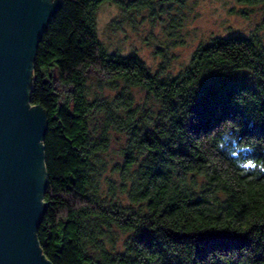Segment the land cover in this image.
Returning <instances> with one entry per match:
<instances>
[{
	"label": "trees",
	"instance_id": "1",
	"mask_svg": "<svg viewBox=\"0 0 264 264\" xmlns=\"http://www.w3.org/2000/svg\"><path fill=\"white\" fill-rule=\"evenodd\" d=\"M60 1L38 46L30 96L48 113V208L37 232L45 257L264 264V36L211 37L171 77L109 52L97 13L114 3L167 22L171 36L190 0ZM112 130L126 139L113 171L119 180L102 156Z\"/></svg>",
	"mask_w": 264,
	"mask_h": 264
},
{
	"label": "water",
	"instance_id": "2",
	"mask_svg": "<svg viewBox=\"0 0 264 264\" xmlns=\"http://www.w3.org/2000/svg\"><path fill=\"white\" fill-rule=\"evenodd\" d=\"M60 0H0V264H51L37 232L48 206V113L30 101L38 46Z\"/></svg>",
	"mask_w": 264,
	"mask_h": 264
},
{
	"label": "rangeland",
	"instance_id": "3",
	"mask_svg": "<svg viewBox=\"0 0 264 264\" xmlns=\"http://www.w3.org/2000/svg\"><path fill=\"white\" fill-rule=\"evenodd\" d=\"M184 13L183 27L169 36L167 22L164 24L148 15L143 18L129 15L114 3H105L97 13L98 37L109 52L135 55L151 70L176 77L211 37L248 36L256 32L264 36V6L261 5L248 7L239 0H190ZM134 94L139 103L145 101V94L139 91ZM110 138L109 149L102 156L108 163L107 175L119 180L113 171L123 162L121 153L126 139L113 130Z\"/></svg>",
	"mask_w": 264,
	"mask_h": 264
}]
</instances>
